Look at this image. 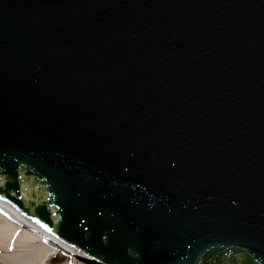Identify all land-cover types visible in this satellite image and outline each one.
Here are the masks:
<instances>
[{
    "label": "water",
    "instance_id": "1",
    "mask_svg": "<svg viewBox=\"0 0 264 264\" xmlns=\"http://www.w3.org/2000/svg\"><path fill=\"white\" fill-rule=\"evenodd\" d=\"M0 204L85 264H264V0H0Z\"/></svg>",
    "mask_w": 264,
    "mask_h": 264
},
{
    "label": "bare ground",
    "instance_id": "2",
    "mask_svg": "<svg viewBox=\"0 0 264 264\" xmlns=\"http://www.w3.org/2000/svg\"><path fill=\"white\" fill-rule=\"evenodd\" d=\"M17 226L26 228V230L28 231L24 236H22L20 240H17L19 241L17 247L26 249L28 252L33 254L34 257L38 259L49 258L48 261L50 262L56 254H62L66 257H69L68 259H70L74 264H85L76 261L75 258L77 257L72 255L71 253H68L66 247L55 240L53 237H48L42 234L40 232L42 230L38 226H36V224L27 220L21 214L0 204V247H3L4 242L8 238H10L17 229V231L20 230V228H18ZM10 246H12L11 243ZM2 256V264H15L16 260L4 259Z\"/></svg>",
    "mask_w": 264,
    "mask_h": 264
},
{
    "label": "rangeland",
    "instance_id": "3",
    "mask_svg": "<svg viewBox=\"0 0 264 264\" xmlns=\"http://www.w3.org/2000/svg\"><path fill=\"white\" fill-rule=\"evenodd\" d=\"M17 227L20 228V230L17 231L18 230L17 229L16 232H14V234L4 242L3 247H0V264H2L1 263L2 255L4 259L16 260L15 264H73L71 260L68 259L69 257H66L65 255H62V254L54 256L49 262L48 261L49 258L38 259L34 257L33 254L28 252L26 249L17 247L19 243V241L17 240H20L22 236H24L25 233L28 232L26 228H22L19 226ZM10 243L12 246H10ZM40 244H43V243H40Z\"/></svg>",
    "mask_w": 264,
    "mask_h": 264
}]
</instances>
